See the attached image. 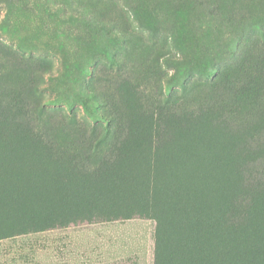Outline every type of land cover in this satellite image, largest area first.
Here are the masks:
<instances>
[{
	"label": "rangeland",
	"instance_id": "rangeland-1",
	"mask_svg": "<svg viewBox=\"0 0 264 264\" xmlns=\"http://www.w3.org/2000/svg\"><path fill=\"white\" fill-rule=\"evenodd\" d=\"M35 1L0 4V103L19 110L35 133L54 139V151H70L84 170H92L90 164L111 147L110 138L98 142L106 115L117 122L125 116L145 120L160 101L181 111L220 97L218 110L225 118L248 128L264 125L261 87L233 99L222 94L233 89V79L235 87L244 86L245 71L252 81V65H236L245 55L250 63L264 52L254 28L264 30V0H148L145 9L126 13L104 5L98 8L103 31L87 25L77 0H45V6ZM111 19L128 32L117 61L103 53L119 49ZM247 44L253 45L248 52ZM174 55L175 64L168 62ZM122 79L135 89L125 87L120 100L116 87ZM217 79L222 84L215 85ZM169 84L175 94L167 93ZM82 91H94V102L83 100L99 107L96 120L84 111ZM154 230V219L134 217L29 233L0 241V264H154Z\"/></svg>",
	"mask_w": 264,
	"mask_h": 264
},
{
	"label": "trees",
	"instance_id": "trees-1",
	"mask_svg": "<svg viewBox=\"0 0 264 264\" xmlns=\"http://www.w3.org/2000/svg\"><path fill=\"white\" fill-rule=\"evenodd\" d=\"M16 1L0 4L12 6ZM42 1L35 3L45 6ZM148 2L74 4L85 11L88 26L103 31L100 6L126 13L143 10ZM108 24L114 27L111 39L119 49L113 55L102 52L112 61L121 60L128 32L115 28L114 19ZM254 28L264 41L263 27ZM171 38L178 45L173 32ZM251 47L247 44L245 51ZM259 54L250 63L245 55L236 65H252V81L245 71L244 86L235 87L233 79L228 82L233 89L223 88V95L228 92L233 99L256 86L264 90L263 50ZM175 59L174 55L167 61L175 64ZM128 86L135 89L127 79L118 82L120 100ZM86 92L90 95L82 91L80 102L86 115L96 120L99 107L83 100L94 102L96 96ZM175 92L172 84L167 85V93ZM221 102L219 97L199 109L176 111L160 101L145 120L125 116L117 122L114 115H106L98 142L106 144L109 138L113 142L105 158L90 164V171L70 151L62 147L54 151V139L35 133L19 117V110L0 103V241L139 217L155 221L154 264H264V125L238 126L218 110ZM202 125L213 136L202 134ZM219 129L229 131L230 137L228 132L219 137ZM96 156L95 152L92 158Z\"/></svg>",
	"mask_w": 264,
	"mask_h": 264
}]
</instances>
